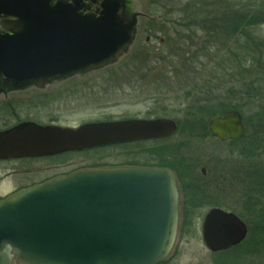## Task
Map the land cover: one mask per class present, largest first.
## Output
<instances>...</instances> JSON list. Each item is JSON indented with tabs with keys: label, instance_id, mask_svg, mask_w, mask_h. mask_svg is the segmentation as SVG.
Returning <instances> with one entry per match:
<instances>
[{
	"label": "water",
	"instance_id": "1",
	"mask_svg": "<svg viewBox=\"0 0 264 264\" xmlns=\"http://www.w3.org/2000/svg\"><path fill=\"white\" fill-rule=\"evenodd\" d=\"M97 2V13H85ZM125 0H0V81L14 86L101 65L130 43L137 14ZM163 118L102 122L76 129L29 125L0 133V158L53 154L124 141L167 137ZM208 130L242 135L228 110ZM178 227V193L163 168L103 166L49 178L0 198V264H157L169 255ZM245 224L210 210L201 226L212 252L240 243Z\"/></svg>",
	"mask_w": 264,
	"mask_h": 264
},
{
	"label": "rangeland",
	"instance_id": "2",
	"mask_svg": "<svg viewBox=\"0 0 264 264\" xmlns=\"http://www.w3.org/2000/svg\"><path fill=\"white\" fill-rule=\"evenodd\" d=\"M125 2V13L128 16L137 14L138 33L133 34L135 38L132 37L124 51L105 68L123 70L121 74H124V69H130L131 72L127 75H133L132 78L143 79V81L131 87L120 82L116 88L119 83H108L103 80L107 77H103L96 86L82 90V93L79 92V99H64L60 102L56 100L53 103L50 101L51 104L48 106L33 112L41 116L55 112L63 121L72 124L94 120L101 113L158 114L165 118H172L180 125L171 138L163 141V148H180L185 156L189 154L200 158L203 152L210 150V147L207 143L199 147L195 139L187 135L201 132L207 119L216 111L220 112L224 106H234L245 115L255 111L258 102H264V43L262 42L264 23L253 31L259 44L253 53L255 59L252 66L245 67L250 65V62L246 61L242 63L243 65L236 63V67L233 66L235 67L233 68L229 56L223 54L227 45L218 51L219 45L214 43L215 38L213 42L209 40L207 45V28L205 31L198 32L189 29L169 30L166 26L173 25L167 23L163 30H159L160 26L154 24L153 27H156V30L152 28L151 31L156 37L144 43L145 25L156 17V8L150 0H125ZM178 32L184 36H175ZM53 85L56 88L63 86L58 83L51 84L43 90H14L15 92L9 95H12L10 96L12 98L21 95L40 96L37 94L43 92L49 95V92L56 89ZM5 97L8 96L0 95V106ZM27 109L24 107L23 111ZM18 111L20 112V109ZM192 116L204 117L205 120L192 122ZM188 125L192 130L184 132V126ZM181 133L184 134L181 135ZM147 148V143L129 146L105 145L92 151L73 154L71 162L62 169L69 171L81 166L125 165L126 154L130 150L135 151V160L140 161L141 158L138 156L144 154ZM45 164L47 162H0V197L14 191L25 181L21 174L8 175L9 172L28 169L31 166L41 170ZM44 175L43 172L35 174L31 179L36 180ZM184 221H187L185 226ZM253 236L255 235H250L242 247L237 251L232 250L233 252L228 255L212 253L205 247L202 240L201 219L178 220L175 241L165 259L166 264H219L223 260H227L226 264H264V218L262 219V237L258 244L260 246H256ZM12 264L16 263L12 262Z\"/></svg>",
	"mask_w": 264,
	"mask_h": 264
},
{
	"label": "flooded vegetation",
	"instance_id": "3",
	"mask_svg": "<svg viewBox=\"0 0 264 264\" xmlns=\"http://www.w3.org/2000/svg\"><path fill=\"white\" fill-rule=\"evenodd\" d=\"M97 2L88 3V6L83 8L85 13H97ZM0 17V31L3 30ZM157 23L147 22L144 28L145 36L144 43H148L154 36L152 28ZM138 33L136 25L134 34ZM156 33H158L156 31ZM135 37H133L134 39ZM162 41L161 39L159 40ZM133 43V41H132ZM112 59L101 65L92 66L85 69L73 70L68 73L46 79L44 83L37 84L30 82L22 86H14L5 81H0V95L8 96L1 101L0 106V133H7L17 127H27L29 125L36 126H51L60 128L76 129L85 124L102 123V122H122V121H137V120H158L165 117L153 114H126V113H101L94 120H88L78 124H72L63 121L55 112L46 113L45 116L39 115L33 110L43 109L54 101L79 99V92L82 93L87 88L96 86L98 81L103 79L108 83L127 84L128 86H137L143 79L132 78L130 69L123 70L106 69L105 67L114 62ZM126 74V75H125ZM130 76V77H129ZM102 80V81H103ZM139 80V81H137ZM62 84L59 88L42 94L10 97L14 90L37 89L43 90L51 86V84ZM114 86V85H113ZM53 88V87H52ZM12 91H7L11 90ZM57 95V96H56ZM50 99V100H49ZM51 101V102H50ZM50 102V103H49ZM27 107L26 111L23 108ZM249 108V107H248ZM20 109V112L18 111ZM228 110H235L241 116L243 133L236 138L223 139L213 135L208 130V122L210 119L222 116ZM200 114V113H199ZM171 119L172 118H167ZM204 117H191L192 122H203ZM189 119H187L188 121ZM205 120V119H204ZM176 125L175 131L167 137H150L144 140L124 141L115 143L114 145H135L147 143L146 152L138 157L140 161H136L135 151L130 150L126 154L125 165H96V166H81L73 170L62 169L63 166L71 162V156L75 153H84L92 151L96 148L105 146H96L84 148L81 150H64L53 154H42L33 156H20L13 158H0V162H47L42 169H37L36 166L28 167V169L9 172L8 175L21 174L25 179L17 189L0 197L3 198L21 188H25L37 183H41L49 178L66 175L77 170L85 168H96L103 166H132V167H157L168 170L175 181L178 193V220L201 219V224L206 214L212 209L232 213L240 219L246 227V234L243 240L222 251L226 252L242 247L244 242L250 235L255 238L256 246L259 244L262 237V219L264 218V102H258V107L255 111L249 114L242 113L236 107L224 106L221 111L211 115L205 122V127L201 132H192L187 135L195 139L200 145L205 146L207 143L210 147L208 152H203L202 157L196 155H184L180 148H163V141L171 138V136L180 128L177 121L173 120ZM194 124V123H193ZM191 127L184 126V132L191 131ZM184 133H181V135ZM186 135V134H185ZM194 136V137H193ZM206 140V141H205ZM159 143V144H157ZM204 158V159H202ZM70 166V165H69ZM45 173L44 176L33 178L32 175ZM53 172V173H50ZM14 173V174H13ZM27 180V181H26ZM180 223V222H179ZM202 226V225H201ZM260 246V245H258ZM206 247V246H205ZM207 248V247H206ZM209 250V249H208ZM210 251V250H209ZM211 252V251H210ZM166 264V260L163 261Z\"/></svg>",
	"mask_w": 264,
	"mask_h": 264
},
{
	"label": "trees",
	"instance_id": "4",
	"mask_svg": "<svg viewBox=\"0 0 264 264\" xmlns=\"http://www.w3.org/2000/svg\"><path fill=\"white\" fill-rule=\"evenodd\" d=\"M150 2L156 8V17H153L151 22L157 23L160 26L159 30H163L167 23L173 25L166 26L169 30L189 29L198 32L207 28V45L209 40L213 42L214 38L216 39L214 43L219 45L218 51L227 45L223 54L229 56L232 67L236 63L243 65L242 63L246 61L250 62V65L245 67L252 66L255 59L253 53L259 44L253 31L264 23V0H150ZM175 36L184 35L178 32ZM262 42L264 43V40ZM186 224L187 221H184L183 225ZM233 251L217 254L228 255ZM226 261L223 260L219 264H226Z\"/></svg>",
	"mask_w": 264,
	"mask_h": 264
}]
</instances>
